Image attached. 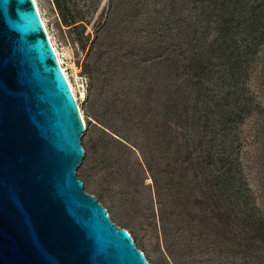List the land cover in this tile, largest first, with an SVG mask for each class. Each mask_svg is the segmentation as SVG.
Here are the masks:
<instances>
[{
    "label": "rangeland",
    "instance_id": "1",
    "mask_svg": "<svg viewBox=\"0 0 264 264\" xmlns=\"http://www.w3.org/2000/svg\"><path fill=\"white\" fill-rule=\"evenodd\" d=\"M35 1L86 125L78 177L112 222L149 264H264V46L242 77L260 109L240 126L242 171L228 188L203 164L220 147L199 117L239 76L205 52L213 30L199 43V25L214 27L210 2ZM201 55L212 60L204 78Z\"/></svg>",
    "mask_w": 264,
    "mask_h": 264
},
{
    "label": "water",
    "instance_id": "2",
    "mask_svg": "<svg viewBox=\"0 0 264 264\" xmlns=\"http://www.w3.org/2000/svg\"><path fill=\"white\" fill-rule=\"evenodd\" d=\"M85 131L34 0H0V264H149L78 177Z\"/></svg>",
    "mask_w": 264,
    "mask_h": 264
},
{
    "label": "trees",
    "instance_id": "3",
    "mask_svg": "<svg viewBox=\"0 0 264 264\" xmlns=\"http://www.w3.org/2000/svg\"><path fill=\"white\" fill-rule=\"evenodd\" d=\"M198 2L203 3L204 6L205 2H210L209 7H205L203 15L209 10L207 23L214 24L213 28L199 25V28H204V31L200 32L202 36L199 43L207 40L209 31L213 30L216 36L211 42L204 41L208 45L205 52L214 54L217 64L228 68L230 76V72H237L236 74L239 75L224 82L223 85L230 88L226 96H220L218 99L213 94L212 99L216 100V110L207 106L199 117L205 133L211 132L219 137L220 147L214 153L208 149L206 157L203 158V164L208 167L214 163L224 170L223 183H227L225 186L232 188L231 186L236 184L237 177L234 171H242L240 155L244 143L240 136V126L256 112V108L260 109V106L254 103L253 94H247L245 89L247 82L242 77L248 76L246 69L257 54V47L264 46V0H199ZM195 32L198 33L199 30ZM208 65H212V60H209L206 55H201L196 63L197 74L201 78L210 75ZM199 85H201L200 81ZM202 94H204L203 90ZM204 96L209 97L207 93ZM262 110L264 112V109ZM211 119H215V123H212ZM210 125L215 126V131H210ZM215 179L220 180V176H216ZM235 187V194L240 196L241 189ZM221 213L219 218L225 216L223 212ZM225 217L230 218L228 215ZM261 225V228H264V220Z\"/></svg>",
    "mask_w": 264,
    "mask_h": 264
},
{
    "label": "bare ground",
    "instance_id": "4",
    "mask_svg": "<svg viewBox=\"0 0 264 264\" xmlns=\"http://www.w3.org/2000/svg\"><path fill=\"white\" fill-rule=\"evenodd\" d=\"M34 2H35V5H36V7H37V9H38V6H37V4H36V1L34 0ZM39 11V10H38ZM44 23V22H43ZM44 27H45V24H44ZM45 30H46V27H45ZM46 34H47V36H48V33H47V31H46ZM48 38L50 39V37L48 36ZM50 42H51V40H50ZM51 44H52V42H51ZM53 46V45H52ZM55 51V53H56V56H57V59H58V61H59V64H60V66H61V68H62V70H63V72H64V74L66 75V78H68V76H67V73H66V69H64V66H63V64H62V61H61V59H60V56H59V54H58V52L56 51V50H54ZM69 82V81H68ZM69 84H70V82H69ZM71 87V86H70ZM72 89V88H71ZM73 91V90H72ZM73 93H74V95H75V98H77V96H76V94H75V92L73 91ZM81 112V111H80ZM81 115H82V117H83V114H82V112H81ZM84 119V118H83Z\"/></svg>",
    "mask_w": 264,
    "mask_h": 264
}]
</instances>
